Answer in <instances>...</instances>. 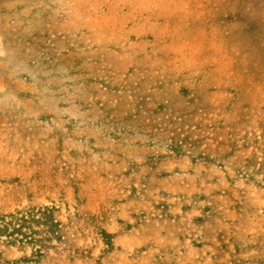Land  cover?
Segmentation results:
<instances>
[{"label": "rangeland", "instance_id": "1", "mask_svg": "<svg viewBox=\"0 0 264 264\" xmlns=\"http://www.w3.org/2000/svg\"><path fill=\"white\" fill-rule=\"evenodd\" d=\"M0 264H264V0H0Z\"/></svg>", "mask_w": 264, "mask_h": 264}]
</instances>
